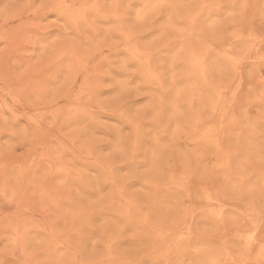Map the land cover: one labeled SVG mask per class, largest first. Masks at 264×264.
I'll return each instance as SVG.
<instances>
[{
  "label": "rangeland",
  "instance_id": "1",
  "mask_svg": "<svg viewBox=\"0 0 264 264\" xmlns=\"http://www.w3.org/2000/svg\"><path fill=\"white\" fill-rule=\"evenodd\" d=\"M253 233L264 0H0V264H249Z\"/></svg>",
  "mask_w": 264,
  "mask_h": 264
},
{
  "label": "bare ground",
  "instance_id": "2",
  "mask_svg": "<svg viewBox=\"0 0 264 264\" xmlns=\"http://www.w3.org/2000/svg\"><path fill=\"white\" fill-rule=\"evenodd\" d=\"M237 233V232H236ZM248 246L253 249V254L248 258L249 264H264V236L257 237L254 233L246 240Z\"/></svg>",
  "mask_w": 264,
  "mask_h": 264
},
{
  "label": "snow or ice",
  "instance_id": "3",
  "mask_svg": "<svg viewBox=\"0 0 264 264\" xmlns=\"http://www.w3.org/2000/svg\"><path fill=\"white\" fill-rule=\"evenodd\" d=\"M262 251H264V250H262Z\"/></svg>",
  "mask_w": 264,
  "mask_h": 264
}]
</instances>
